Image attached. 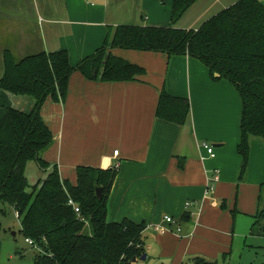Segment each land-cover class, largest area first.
<instances>
[{
	"label": "crops",
	"instance_id": "1",
	"mask_svg": "<svg viewBox=\"0 0 264 264\" xmlns=\"http://www.w3.org/2000/svg\"><path fill=\"white\" fill-rule=\"evenodd\" d=\"M236 1L196 0L173 24V0H0V76L5 50L22 59L63 49L76 67L105 44L111 27L196 29ZM111 51L144 68V73L131 81L100 82L74 72L65 100L49 97L42 107V117L54 134L44 159L57 164L60 176L72 181L78 166L110 168L120 162L108 197V220L145 222L147 259L191 264L197 256H223L228 264H246L243 255L251 251L255 257L249 264H264V247L256 236L264 235V224L256 223L258 211L264 209V139L251 138L248 166L241 174L242 100L235 86L214 80L208 67L189 55ZM163 90L189 99L188 123L157 116ZM34 102L31 96L0 89V120L4 103L28 112ZM204 142L215 148V157L207 155ZM215 172L219 178L207 195ZM187 201L194 204L186 207ZM166 215L177 222L171 226ZM245 222L251 223L250 235L248 226L241 228ZM156 224L181 230L161 233ZM4 247L0 237V259Z\"/></svg>",
	"mask_w": 264,
	"mask_h": 264
},
{
	"label": "trees",
	"instance_id": "2",
	"mask_svg": "<svg viewBox=\"0 0 264 264\" xmlns=\"http://www.w3.org/2000/svg\"><path fill=\"white\" fill-rule=\"evenodd\" d=\"M195 1L173 0L172 23L176 24ZM114 48L189 55L207 66L214 80L231 82L242 100L238 146L243 161L241 174L248 166L251 138L264 139L262 0H237L196 29L144 24L111 27L105 44L76 67L63 49L22 59L5 50L0 89L31 96L35 102L28 112L3 104L0 203L14 207L21 220V233L41 248L35 251L34 264H133L134 257L146 253L142 238L145 222L108 220V197L117 168L78 166L72 181L62 178L58 165L42 156L54 143V134L42 117V107L49 97L56 102L65 100L74 72L100 82L131 81L144 73L141 66L114 55ZM190 114L188 98L161 92L158 117L185 125ZM30 162L44 172L33 183L27 175ZM99 187L103 189L101 199L96 194ZM70 198L80 206L85 220L68 203ZM258 214L264 215V209ZM257 222L263 223L264 218ZM261 231L264 233V227ZM191 264L218 262L197 256Z\"/></svg>",
	"mask_w": 264,
	"mask_h": 264
},
{
	"label": "rangeland",
	"instance_id": "3",
	"mask_svg": "<svg viewBox=\"0 0 264 264\" xmlns=\"http://www.w3.org/2000/svg\"><path fill=\"white\" fill-rule=\"evenodd\" d=\"M42 156H44L43 153ZM27 175L31 183H33L38 178L42 177L44 172L35 164V162H30L28 165ZM260 217L264 218V215L260 214ZM0 223V237L5 241L4 253L2 255V259H0V264H34L36 255L35 251L38 250L34 249V247L26 241L25 236L21 233V220L16 216V211L12 205L0 203ZM250 224L251 223L249 222H245L241 225V228L248 226L246 230L248 235H250ZM261 224H264V222ZM256 236L260 237L259 243H261L260 245L264 247V235L260 236V234H256ZM248 237L251 238L250 236ZM254 257V252L246 251L243 255V260L246 264H249ZM260 258H262V255H260ZM159 261L160 258L150 256L145 260L139 258L138 261L133 264H160ZM217 262L218 264H228L223 260V256L217 260ZM259 262L260 260L256 261V263Z\"/></svg>",
	"mask_w": 264,
	"mask_h": 264
},
{
	"label": "built area",
	"instance_id": "4",
	"mask_svg": "<svg viewBox=\"0 0 264 264\" xmlns=\"http://www.w3.org/2000/svg\"><path fill=\"white\" fill-rule=\"evenodd\" d=\"M202 147L206 150L207 155L209 157H215V154H216L215 153V148L210 143L204 142L202 144ZM118 153H119V150H115L114 151V154L115 155H118ZM119 167H120V162H117L115 164V168L118 169ZM218 178H219V176H218L217 172H215V176L213 178L212 177L210 178V183H209L208 188L206 190V194L207 195H209L211 193V191L213 190V188H214V182L216 180H218ZM68 203L73 206L75 212L78 214L79 217H81V209H80V206L72 198H70V200H69ZM193 204H194L193 201H187L186 202V207H189V206H191ZM16 216L18 217V213L17 212H16ZM81 218L83 220H85L84 217H81ZM164 220L168 224H170L171 226L177 222V220L173 216H171V215H166L164 217ZM155 229L158 230V231H160L161 233H166V232H176V233H179V231L181 230V227L179 226L177 229L174 230V229H171L169 226H165V225H162V224H156L155 225ZM26 241L30 245H32L34 247V249L41 251V248L36 244V242L33 239L26 238Z\"/></svg>",
	"mask_w": 264,
	"mask_h": 264
},
{
	"label": "water",
	"instance_id": "5",
	"mask_svg": "<svg viewBox=\"0 0 264 264\" xmlns=\"http://www.w3.org/2000/svg\"><path fill=\"white\" fill-rule=\"evenodd\" d=\"M96 194H97V197H98L99 199H101L102 196H103V189H102L101 187L97 188V189H96ZM14 233H15V232H14ZM140 259H142V260L147 259V254H146V253L143 254V255L140 257ZM136 260H137V257H134L133 260H132V262H135Z\"/></svg>",
	"mask_w": 264,
	"mask_h": 264
}]
</instances>
